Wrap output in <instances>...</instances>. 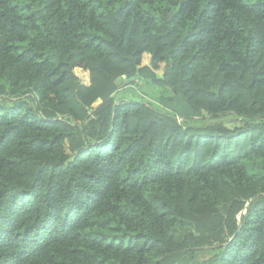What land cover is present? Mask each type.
<instances>
[{
	"label": "trees",
	"instance_id": "16d2710c",
	"mask_svg": "<svg viewBox=\"0 0 264 264\" xmlns=\"http://www.w3.org/2000/svg\"><path fill=\"white\" fill-rule=\"evenodd\" d=\"M0 100V264H264V0H0Z\"/></svg>",
	"mask_w": 264,
	"mask_h": 264
},
{
	"label": "rangeland",
	"instance_id": "374dc122",
	"mask_svg": "<svg viewBox=\"0 0 264 264\" xmlns=\"http://www.w3.org/2000/svg\"><path fill=\"white\" fill-rule=\"evenodd\" d=\"M115 97L117 99L127 100V101L139 100V98L141 99L148 98L147 100L154 103V99L156 100L158 98V95L156 90H152L148 86V84L139 82L137 83L136 86H132L131 88H127L126 90L125 89L120 90V92L116 94ZM1 103L2 102L0 100V104ZM11 105H12V101L11 102L7 101L6 103L3 104V107L9 108L11 107ZM223 122L228 125H231L234 123H239L240 119L230 117L223 121L222 119L205 117L203 118V120L193 124V127H206L212 124H218ZM227 200L218 204V209L221 212H225L227 205L229 203ZM215 252L216 251L212 249H203V250H193L181 254H175L170 258L171 262L169 264H200L203 260L212 257L215 254Z\"/></svg>",
	"mask_w": 264,
	"mask_h": 264
},
{
	"label": "water",
	"instance_id": "95a60500",
	"mask_svg": "<svg viewBox=\"0 0 264 264\" xmlns=\"http://www.w3.org/2000/svg\"><path fill=\"white\" fill-rule=\"evenodd\" d=\"M123 78H124V76H123ZM134 80V78H130V79H128V81H133Z\"/></svg>",
	"mask_w": 264,
	"mask_h": 264
}]
</instances>
